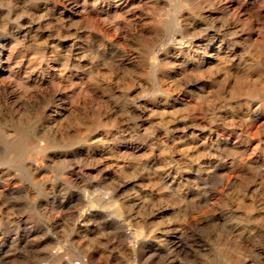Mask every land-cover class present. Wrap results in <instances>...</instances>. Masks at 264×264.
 Instances as JSON below:
<instances>
[{
    "label": "rangeland",
    "instance_id": "374dc122",
    "mask_svg": "<svg viewBox=\"0 0 264 264\" xmlns=\"http://www.w3.org/2000/svg\"><path fill=\"white\" fill-rule=\"evenodd\" d=\"M263 4L0 0V264H264Z\"/></svg>",
    "mask_w": 264,
    "mask_h": 264
},
{
    "label": "bare ground",
    "instance_id": "6f19581e",
    "mask_svg": "<svg viewBox=\"0 0 264 264\" xmlns=\"http://www.w3.org/2000/svg\"><path fill=\"white\" fill-rule=\"evenodd\" d=\"M218 1V0H217ZM235 1V0H234ZM262 1V0H261ZM218 3V2H217ZM230 3V2H229ZM253 4V3H252ZM236 5V4H235ZM244 5V4H243ZM264 5V4H263ZM248 6V5H247ZM221 9V8H220ZM234 9V8H233ZM224 10V9H223ZM263 10V9H262ZM230 11V10H229ZM234 11V10H233ZM237 11H238V9H237ZM246 14V13H245ZM262 14V13H261ZM262 16V15H261ZM260 17V16H259ZM261 18V17H260ZM259 19V18H258ZM258 21V20H257ZM253 33V32H252ZM263 33V32H262ZM259 35V34H258ZM260 37V36H259ZM263 37V36H262ZM254 38V37H253ZM213 42V41H212ZM211 42V43H212ZM255 44V43H254ZM211 45V44H210ZM253 47V46H252ZM264 47V46H263ZM252 49V48H251ZM256 54H258V53H256ZM210 56V55H209ZM254 86V85H253ZM256 94V93H255Z\"/></svg>",
    "mask_w": 264,
    "mask_h": 264
}]
</instances>
